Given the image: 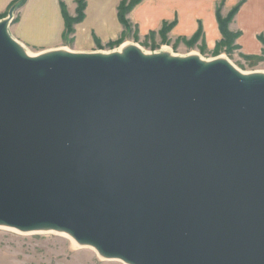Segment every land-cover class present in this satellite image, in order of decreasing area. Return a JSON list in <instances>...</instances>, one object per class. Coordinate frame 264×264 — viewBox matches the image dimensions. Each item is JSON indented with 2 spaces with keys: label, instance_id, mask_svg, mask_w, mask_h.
Masks as SVG:
<instances>
[{
  "label": "water",
  "instance_id": "1",
  "mask_svg": "<svg viewBox=\"0 0 264 264\" xmlns=\"http://www.w3.org/2000/svg\"><path fill=\"white\" fill-rule=\"evenodd\" d=\"M13 12L0 228L63 232L124 264H264V74L134 46L29 57Z\"/></svg>",
  "mask_w": 264,
  "mask_h": 264
},
{
  "label": "crops",
  "instance_id": "2",
  "mask_svg": "<svg viewBox=\"0 0 264 264\" xmlns=\"http://www.w3.org/2000/svg\"><path fill=\"white\" fill-rule=\"evenodd\" d=\"M16 1L0 0V21L14 8L16 16L9 25L12 37L27 48L40 47L38 53L69 45L75 52L90 53L91 48H84L116 41L124 32L118 20V8L124 0H85L83 19L66 40L62 8L74 18L76 0H26L20 8L14 7ZM239 2L241 7L229 30L240 33L236 43L243 54L257 56L261 53L258 37L264 34V0H141L126 19L143 37L158 32L164 23H174L170 37L190 38L201 29L207 45L215 48L221 40L217 8L226 16Z\"/></svg>",
  "mask_w": 264,
  "mask_h": 264
},
{
  "label": "rangeland",
  "instance_id": "3",
  "mask_svg": "<svg viewBox=\"0 0 264 264\" xmlns=\"http://www.w3.org/2000/svg\"><path fill=\"white\" fill-rule=\"evenodd\" d=\"M135 0H124L126 7ZM16 13L13 14L15 19ZM223 16V15H222ZM226 17V16H223ZM74 26V25H73ZM128 36H121L139 46L146 52H157L163 47H167V51L177 56H187L194 52L199 57L205 60L224 56L235 68L241 72L255 73L264 71V45H261V53L257 56L260 59H247L246 54H243L242 49L237 45L238 37L233 46L230 48L222 47L218 51L215 48L207 45L205 38L201 34L198 39L189 43L191 39L187 37H170L169 33L154 36H139L135 28L130 25ZM12 32V31H11ZM74 32V31H73ZM157 33V32H154ZM73 35V33L71 34ZM71 35H68L67 38ZM66 40V39H65ZM66 43V42H65ZM70 44V42L68 43ZM71 51L74 50L72 45L67 46ZM91 52H109L119 48V46L110 47L107 44L95 45L84 48ZM36 53L40 47H29ZM90 52V53H91ZM89 53V52H86ZM0 264H124L115 260H104L97 256L90 249L76 248L74 243L67 238L56 235L54 233H36V234H20L15 231H10L0 228Z\"/></svg>",
  "mask_w": 264,
  "mask_h": 264
},
{
  "label": "trees",
  "instance_id": "4",
  "mask_svg": "<svg viewBox=\"0 0 264 264\" xmlns=\"http://www.w3.org/2000/svg\"><path fill=\"white\" fill-rule=\"evenodd\" d=\"M141 0H135L134 2H132L130 5H128V7H126L125 2L123 1L121 3V5L118 8V20L121 23V25L124 28V32H123V36H127L128 33L130 32L129 28H130V24L126 19L127 14L131 11V9L137 5ZM26 2V0H17L16 3L14 4V7L16 8H20L22 5H24ZM76 15L75 17H70L66 10L64 9V7L62 8V15H63V19H64V23H65V36L64 39H67L68 35H71L73 33V25L80 23L83 19L84 16V9H85V0H76ZM241 7V2H239L227 15L226 17H222V15L220 14V8H217L216 11V19H217V24H218V28L221 34V40L216 44L215 49L218 51L220 48L222 47H227L230 48L231 46H233L234 41L240 36L239 32H232L229 30V25L232 22V20L234 19V17L236 16V14L239 11V8ZM174 23H164L161 27V29L157 32H150L149 37L150 36H154V35H159L160 37L163 34H167L169 33V31L172 29ZM202 34L201 29H199L192 37L190 40H188L189 43H192L193 41H195L196 39H198V37H200ZM258 40L264 45V34L260 35L258 37ZM125 41V39H117L116 41L110 42L108 43V46L110 47H114V46H120L123 42ZM247 59H260L257 57H250V56H246Z\"/></svg>",
  "mask_w": 264,
  "mask_h": 264
},
{
  "label": "bare ground",
  "instance_id": "5",
  "mask_svg": "<svg viewBox=\"0 0 264 264\" xmlns=\"http://www.w3.org/2000/svg\"><path fill=\"white\" fill-rule=\"evenodd\" d=\"M8 34L11 36V38L13 39V40H15L13 37H12V35H11V31L9 30V27H8ZM16 41V40H15ZM22 48H23V50H24V52L29 56V57H37V56H39V55H41L42 53H44V52H36V53H34V52H32L29 48H27V47H25V46H23L22 44H20L18 41H16ZM129 46H134V47H137L139 50H141V52L142 53H144L145 55H149V54H168L169 56H171V57H181V56H177V55H174V54H171V53H169L168 51H167V47H163L160 51H157V52H146V51H143L139 46H137L136 44H133V43H131V42H128V41H126V42H123L120 46H119V48H117V49H115V50H112V51H109V52H97V53H101V54H103V53H105V54H108V53H113V52H118V53H120L123 49H125V48H127V47H129ZM55 50H61V51H64V52H69V53H79V52H75V51H71L69 48H62V49H54V50H51V51H55ZM47 52H49V51H47ZM81 53V52H80ZM91 53H93V52H91ZM188 56H197V57H199L198 55H196L194 52H192V53H190V54H188L187 56H184V57H188ZM201 60H203V61H205V62H208V61H211V60H205V59H203V58H201V57H199ZM218 59H221V60H227V59H225V57L224 56H220V57H217ZM216 58V59H217ZM228 61V60H227ZM229 62V61H228ZM230 63V62H229ZM235 67V66H234ZM237 69V68H236ZM238 70V69H237ZM241 72V71H240ZM241 73H243V72H241ZM245 73V75L246 74H250V73H246V72H244ZM258 73H261V74H264V71L263 72H258ZM7 230H10V231H14V230H11V229H7ZM15 232H17V231H15ZM56 231H53V232H48V233H54V234H56V235H60V236H63V237H65V238H67L68 240H70L71 242H73L74 243V245H75V247L76 248H80V249H84V248H87V249H90L92 252H94L97 256H99L98 255V253L95 251V249H93L92 247H88V246H82V245H79V244H77L76 243V241L73 239V238H71L69 235H67V234H65V233H63V232H56ZM17 233H20V232H17ZM21 234V233H20ZM101 258V257H100ZM102 259V258H101ZM105 260V259H104ZM120 262V261H119Z\"/></svg>",
  "mask_w": 264,
  "mask_h": 264
}]
</instances>
